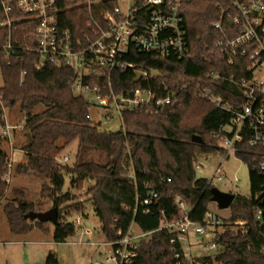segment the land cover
I'll return each instance as SVG.
<instances>
[{"label": "trees", "instance_id": "16d2710c", "mask_svg": "<svg viewBox=\"0 0 264 264\" xmlns=\"http://www.w3.org/2000/svg\"><path fill=\"white\" fill-rule=\"evenodd\" d=\"M56 1L60 26L75 38L83 37L95 22L103 25V13L117 6V0ZM222 1L191 0L184 6L189 44L186 56L165 58L136 50H130L125 56L136 69L152 70L154 74L136 82L133 69L116 70L112 74L114 90L140 85L151 88L157 97L170 93H174V97L157 113L144 109L123 111L117 131L102 130L101 120L91 119L89 101L71 90L69 82L74 76L71 69L51 64L37 67L36 21L13 5L12 26L0 28V44L3 46L7 42L10 33L14 46L11 52L0 49L3 77L0 126L5 123V109L18 107L24 116L22 129L26 141L21 147L24 161L15 165L13 171L47 179L40 188V195L51 201V208H57L58 220L52 223L55 242H64L77 229L64 214L67 202L73 199L68 192H63L65 175L70 174L75 176L78 188L86 178L93 180L90 199L106 241L115 240L117 231L125 233L131 225L149 232L139 241L137 257L132 264H190L185 257L179 260L174 257L170 239L176 233L163 225L184 214L176 203L177 198L185 202L194 221H202L213 201L212 184L205 177H197L194 160L223 155L224 150L218 143L223 133L219 130L229 120V114L200 98L197 89L210 87L228 99L234 94L240 95L232 83L208 77L210 72L229 74L235 71L223 62L217 51H212L215 41L221 37L212 24L218 20L217 4ZM192 136L200 137L202 142H193ZM74 141H77V149L73 165H61L59 154ZM236 154L250 162L247 150H237ZM7 156L0 137V199L5 200L1 206L10 232L24 234L35 228L48 230V222L24 217L36 210L34 202L24 197H6L8 185L1 178L7 172ZM249 178L250 190L254 193L260 187L261 177L249 170ZM152 191L157 196L151 204H144ZM254 203L252 194L249 198L235 195L227 221L246 222V231L224 229L217 238L220 249L199 257L198 262L264 264V223L255 220ZM45 264L62 262L57 253L50 250Z\"/></svg>", "mask_w": 264, "mask_h": 264}, {"label": "built area", "instance_id": "2783aa9c", "mask_svg": "<svg viewBox=\"0 0 264 264\" xmlns=\"http://www.w3.org/2000/svg\"><path fill=\"white\" fill-rule=\"evenodd\" d=\"M191 0H131L126 10L118 6L112 11L103 13L104 24L94 23L91 29L81 38H75L68 29H63L58 21L60 9L56 0H0V28L11 27L10 19L13 5L36 21L35 51L38 54L37 67L46 64L67 67L74 73L70 80L71 90L77 95L91 97L87 99L90 106L99 114V120H113L116 125L107 131H117L121 127L122 112L126 110L144 109L149 113H157L172 102L174 93L165 97H157L154 91L145 86H132L114 90L112 74L116 70L133 69L134 79L141 73L140 79L147 80L154 71L136 69L125 60L130 50L140 53L156 54L160 57L182 58L189 53L186 36L183 8ZM218 20L212 26L221 37L215 41L213 52L217 51L220 58L234 68V72L225 74L210 72L208 77L213 80L223 79L235 85L240 95L234 94L230 99L216 94L210 87L197 89V95L208 100L218 109L229 114V120L220 127L223 135L219 146L224 150L223 157L231 153L236 158L237 150H247L250 162H245L249 170L261 177L259 189L251 193L255 200L253 210L255 220L264 223V0H223L217 4ZM4 48L11 52L14 46L7 35ZM24 72H22V75ZM139 79V80H140ZM5 117V116H4ZM0 137L10 145L7 152V172L1 180L10 184L14 166L19 164L14 157L11 133L17 125L5 121L1 126ZM23 128V125L18 126ZM245 144V148L243 145ZM200 159V158H199ZM199 159L194 160L196 170L202 167ZM133 178V175H130ZM220 163L207 178L212 184L214 179L223 180ZM169 180V179H167ZM238 181L237 178L234 179ZM157 196L155 191L144 200V204L152 203ZM177 205L184 214L172 221H166L164 228L176 233L170 239L172 252L176 259L185 257L190 264H201L193 252L201 249L209 255L220 249L217 241L193 246L191 234H205L216 227L225 229L240 228L246 231V222L223 221L209 208L202 221H194L189 216V208L185 202L177 198ZM148 213V210H145ZM81 226V217L74 221ZM89 230L82 229L77 243L104 245L106 247L104 261L92 264H132L137 257L139 241L149 232L135 231L133 225L127 232L117 231L113 241H84L83 237ZM179 244V245H178ZM205 255H202V257ZM179 263V261H178Z\"/></svg>", "mask_w": 264, "mask_h": 264}, {"label": "rangeland", "instance_id": "374dc122", "mask_svg": "<svg viewBox=\"0 0 264 264\" xmlns=\"http://www.w3.org/2000/svg\"><path fill=\"white\" fill-rule=\"evenodd\" d=\"M129 5H131V0H117V6L123 11L126 10ZM2 85L3 77L0 68V87ZM84 97L92 101L91 97H86V95ZM89 113L91 119L94 121L101 119L93 106L89 107ZM4 116V122L7 121L10 125H17V128L12 130L11 143L12 147L16 149L14 154L18 163L23 162L24 159L21 147L26 141V134L24 130L18 126L23 125L24 116L20 113L18 107L11 110L5 109ZM115 125L116 123L113 120H101L100 128L102 130H108ZM1 126L0 131L2 128ZM2 145L7 152L10 151V145L5 139H2ZM76 149L77 141L72 142L64 148L58 156L59 163L61 165H73ZM199 162L202 167L196 170V175L197 177L205 178L210 177L215 166L220 163V171L224 173L225 178L220 181L214 179L212 182V187L214 189L229 192L234 195L239 194L248 198L251 196L249 166L247 163L236 158L231 153H228L225 157L220 154L205 156L200 158ZM235 178H237L238 181H235ZM65 179L66 182L63 192H68L69 195L73 197V199L67 202L68 207L64 210L65 219L74 221L77 217H81V226H77L75 234L68 237L64 242H55L52 237V222L47 223L49 226L48 230L35 228L24 234L12 233L8 228L2 212L1 203L5 200L0 199V264H45V257L50 250L57 253L62 264H92L95 261H104L106 251L104 245L92 246L90 244L77 243L81 228L89 230V234L83 237L84 241H106L100 232V222L94 212L90 199L89 188L94 182L92 179L86 178L83 181L82 187L78 188L75 182V176L66 174ZM45 182H47V179L36 174L16 173L13 171L6 197H24L34 202L36 205L35 211L38 209H45L44 211L49 210L51 208V201L40 195V188ZM209 209L221 217L223 221H227L231 215L229 208L220 209L215 200L210 203ZM133 228L135 231H138L135 225H133ZM224 229V227H216L215 231L210 230L208 233L202 235L191 234V242L193 246L196 247L199 244H208L217 241V238ZM232 230H240V228H232ZM210 253H213V251ZM206 254L205 251L199 248L193 252L194 257L197 256L198 258ZM105 264L115 263L110 261ZM213 264L220 263L214 262Z\"/></svg>", "mask_w": 264, "mask_h": 264}, {"label": "water", "instance_id": "95a60500", "mask_svg": "<svg viewBox=\"0 0 264 264\" xmlns=\"http://www.w3.org/2000/svg\"><path fill=\"white\" fill-rule=\"evenodd\" d=\"M141 77V73H137V77L134 81H138ZM193 142H202L200 137L192 136ZM213 192V200L217 202V205L220 209H227L230 207L232 202L234 201L235 195L229 192L219 191L212 188ZM26 219L31 221H40V222H52L55 224L58 220V212L56 207H52L46 211H29L24 215Z\"/></svg>", "mask_w": 264, "mask_h": 264}, {"label": "crops", "instance_id": "0c3cea01", "mask_svg": "<svg viewBox=\"0 0 264 264\" xmlns=\"http://www.w3.org/2000/svg\"><path fill=\"white\" fill-rule=\"evenodd\" d=\"M16 151V150H15ZM14 155V157L16 158V156H15V154H13Z\"/></svg>", "mask_w": 264, "mask_h": 264}]
</instances>
